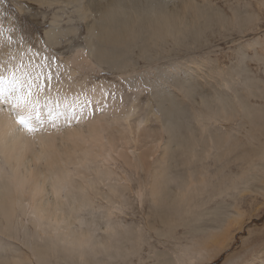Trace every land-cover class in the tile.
I'll return each instance as SVG.
<instances>
[{
	"label": "bare ground",
	"instance_id": "bare-ground-1",
	"mask_svg": "<svg viewBox=\"0 0 264 264\" xmlns=\"http://www.w3.org/2000/svg\"><path fill=\"white\" fill-rule=\"evenodd\" d=\"M57 1L48 0V4L52 6ZM129 1L133 3L132 0ZM65 3L75 5L77 12L86 19L87 43L76 50L71 60L61 64L62 73L58 76H54L53 66H50L51 79L47 90L33 86L30 90L31 94H28L29 85L32 84L29 74L35 71L32 65L38 60L44 63L40 55L30 51L32 50L30 48L14 52L0 44V233L14 237L13 232L19 225L25 233L31 231V239H26L24 242L32 251L27 260L28 264H35V260L38 264H47L45 261L48 259L66 258L76 259L82 264H100L106 261L112 264L116 260L124 262L127 260V263L131 264L133 262L131 258L143 261L141 254L144 246L149 247V257L154 259V264H203L208 260V263L211 262L213 257H208V253L197 254L206 246V241L199 233L202 226L197 224L204 213L202 207L197 206L199 203L192 204V198L204 193L210 194L211 187H214V191L218 190L215 192L222 193L228 192L232 186L228 184L216 187L221 181L217 179V174H211L208 170L202 172L199 175L201 177H197V172L193 168L187 178L168 174V168L171 166L167 165L169 160L166 157L172 151H176L177 146L182 150L194 149L193 142L181 136L173 113L163 114L165 132L169 134L168 140L163 136H157L151 128L144 127L140 120L132 122L128 119V115L118 117L127 127V132L130 130L135 137L134 141L138 143L136 147L139 146L140 153L143 150L147 157L162 151L164 162L156 163L153 170L154 176L162 186L156 189L151 186V204L164 211L166 207L172 208L168 210L169 216L174 210L185 208L190 211L188 216L191 218L185 217L182 220L184 225L187 226L190 222L195 225V227L191 225V229L195 234L193 241L196 243L190 246V250L187 249L188 252H185L184 256L165 258L166 253L158 252L141 228L120 231L114 225L108 224L103 229L105 237L97 233L98 226L95 220L89 217L93 216L89 213L94 209L98 197L101 195L114 209H120L124 205L123 202L116 200V196L120 193L118 187L120 179L118 176V179H114L115 174L106 163L115 156H123L124 145L131 144L130 141L134 138L121 135L120 131L125 127L120 131L118 130L120 128L114 129L118 122L115 121L113 125L116 118L107 119L109 114H105L107 118L103 115L106 118L104 120L102 114L99 116L103 117L102 119L95 120L91 106L88 105L90 108L87 109L85 105V111L87 110L94 119L90 120L88 115L86 116L87 113H83L84 109L83 111L79 109L83 104H80L81 100L78 104V100L77 103L72 102L70 97L73 95L72 92L81 89L80 82L78 84L73 80L78 68L84 66L92 68L94 63H98L100 68L103 65H110L123 71L128 67L127 52L133 45L136 46L137 42H140V46L142 44L144 46L142 53L149 55L151 46H160L169 35L178 41L183 37L201 35L203 30L195 25V21H189L184 11L198 12L197 22L204 21L206 25L219 16L203 15L205 11L202 12V8L195 3L178 5L174 8H164L161 5L158 10L153 2L152 5L150 4L151 7L145 9L120 0H96L88 3H82V0H65ZM144 3L146 4L145 1ZM157 5L159 6L158 3ZM135 6L136 10L133 9ZM239 20L240 18H237L233 21L238 24ZM75 31V28L53 27L47 32V41L49 45H54L58 43L60 37H66ZM242 83L243 88L248 91V97L242 98L237 94L230 98L218 96L215 104H207L209 118L215 125H220L221 122H229L236 116L243 117L242 119H246L257 132L258 126L262 124L257 118L261 104L257 103V99L264 101L260 98L263 91L252 92L257 87L258 80L250 76L242 80ZM103 88L104 85H96L91 94L99 98ZM79 93L81 91L78 92V96ZM245 103H257V108L249 107ZM106 108L113 107L108 105ZM110 112L111 110L108 113ZM245 124L246 122L243 123ZM250 137L253 142L260 141L259 136ZM227 140L230 142L231 135ZM200 141L197 140V144ZM212 147L215 152L213 153V149L210 148L206 150V156H200L197 152V161L204 160L211 154L224 159L225 156L220 155V152L226 147V143H215ZM130 152L136 154L135 150ZM99 156H103L102 164L98 163ZM255 156L259 161L255 162L252 159V162L256 167L264 170V144L263 147L256 149ZM212 177L218 181L215 183ZM172 183H176V189L171 188ZM100 184L106 188V191L99 190ZM232 190L235 191L230 194L240 191L237 187ZM139 196L142 197L141 194ZM238 212L239 208L235 206L234 212L226 211L221 219L210 224L211 228L206 227L209 230L207 237H216L220 233L225 235L227 241L232 239L234 233L229 234L228 230L222 232L221 229H224L228 220ZM241 225L232 229L237 231ZM173 231L174 224L166 229L165 237H173ZM252 234L254 233L244 239V244H250ZM158 235L160 236V233ZM15 238L18 239L17 236ZM239 256L241 254L229 255L225 264H234ZM15 258L18 256L7 260L6 263L0 261V264H27ZM261 261L260 264H264V261Z\"/></svg>",
	"mask_w": 264,
	"mask_h": 264
},
{
	"label": "rangeland",
	"instance_id": "rangeland-1",
	"mask_svg": "<svg viewBox=\"0 0 264 264\" xmlns=\"http://www.w3.org/2000/svg\"><path fill=\"white\" fill-rule=\"evenodd\" d=\"M58 1L51 6L48 0L44 2L0 0V28L5 30V34L9 29L13 30L12 35L20 41L19 47L16 44L10 46L3 44L4 48L8 47L14 52L30 48L32 49L30 51L41 57L46 56L50 60L49 66H53L54 76L62 73L60 66L63 62L71 60L76 50L86 45L88 33L87 21L77 12L76 6L71 3L66 4L65 0ZM89 1L96 0H82V3ZM120 1L129 5L134 3L141 9L149 8L154 3L157 10L161 5L164 8H174L178 5L195 3L202 8V12H208H203V15L211 14L219 17L206 25L204 21L197 22L198 12L184 11L187 19L195 21V25L203 30L201 35L183 37L179 41L169 35L160 46H151L149 55L142 53L144 46L143 44L140 46V42H137V45H133L127 52L128 67L123 71L110 65H103L100 68L98 63H94L92 68L84 66L77 69L73 80L78 84L80 82L81 89L78 92L81 93L78 96V92H72L71 101L77 103L78 100L79 104L81 100L80 104L83 103L81 104L83 108L80 105L79 109L82 111L83 109L85 111L86 107L90 108L88 107L90 105L92 115L94 116L95 113V120L102 119L108 114L107 119L116 118L113 125L115 121L118 124L114 129L120 128L118 129L120 131L125 127L120 131L121 135L134 138L131 139V144L124 145L123 156H115L106 163L115 174L114 179L118 177L120 179L118 186L120 193L116 196V200L123 202L124 205L120 209H114L101 195L98 197L94 209L89 213L93 215L89 217L94 219L98 226L97 233L105 237L103 229L108 224L114 225L120 231L141 228L150 239V244L152 243L158 252L166 253L165 258L184 256L183 254L188 252L187 249L190 250V246L196 243L193 241L195 234L191 229V225L193 227L195 225L190 222L186 226L182 221L185 217L191 218L188 216L190 211L178 208L169 216L168 210L172 208L166 207L164 211L151 204V186L155 189L162 186L153 172L156 163L164 162L162 151L147 157L143 150L140 153L139 146L136 147L138 143L134 141L135 137L130 130L127 132V127L118 119L121 115H128V119L132 122L140 120L144 127L151 128L157 136H163L168 140L169 134L165 132L163 114L172 112L179 125L181 136L193 142L194 149L182 150L177 146L176 151H172L166 157L169 160L167 165L171 166L168 168V174L187 178L193 168L197 172V177H201L199 175L208 170L211 174H217V179L221 181L216 187L228 184L232 186L228 192L222 193L215 192L218 190L214 191V187H211L210 194L204 193L192 198V204L199 203L197 206L202 207L204 213L197 224L202 226L199 233L206 241V246L197 254L208 253V257H213L211 262L208 263L209 260L204 262L206 264H225L227 257L234 253L241 254L234 264L262 263L261 260L264 261V170L256 167L252 159L255 162L259 161L255 156L256 149L263 147L264 144V101L257 99V103H261L257 118L262 122L257 132L246 119L239 116L229 122H221V126L215 125L209 118L207 104H215L216 98L220 95L230 98L237 94L247 98L248 91L243 88L242 80L248 76L258 80L257 87H253L255 89L252 92L262 90L260 98L264 99V0H132L133 3L129 0ZM64 5L67 6L63 7ZM136 6L133 7L134 10ZM237 18H240L238 24L233 21ZM53 27L75 28L76 31L66 37H60L58 43L49 45L47 32ZM45 41H47L46 46ZM96 85L105 87L101 98L91 94ZM74 94H77L76 98ZM257 103L245 104L257 108ZM108 105H111L113 110L106 108ZM110 110L112 113H108ZM84 111L83 113H87L86 116L88 115L90 120H94L87 110ZM89 111L91 112V109ZM100 114L104 116L99 117ZM105 117L103 120L106 119ZM229 135H231L230 142L227 140ZM251 135L259 136L260 141L253 142L250 139ZM197 140H201L199 144ZM215 143H226V147L220 152V155L225 156L224 159L211 154L204 160L197 161V152L200 156H206V150L213 149ZM134 150L136 154H131L130 151ZM102 159L103 156H99V164H102ZM215 177L212 179L216 183L218 180ZM171 185L172 189H176V183ZM234 187L240 191L230 194L235 191L232 190ZM99 190L106 191V188L100 184ZM235 206L239 208L238 214L230 218L224 229H221L222 232L228 230L229 234L234 233L232 239L227 241L225 235L220 233L216 237H207L209 230L206 227L211 228L210 224L221 219L226 211L234 212ZM172 224H174L173 237L166 238L164 233ZM239 224L242 225L237 231L232 229ZM250 232L254 233L252 241L250 244H244V239L249 237ZM13 235L14 237H9L7 233H0V261L6 263L7 260L18 256L15 259L27 263L32 251L24 242L26 239H31L32 233L30 230L25 233L19 225ZM149 256V247L144 246L141 254L143 261L131 258L133 261L131 264H154V259ZM118 261H113L112 264H128L127 260ZM45 262L82 264L71 258L48 259ZM35 264H38L36 260ZM100 264L109 263L106 261Z\"/></svg>",
	"mask_w": 264,
	"mask_h": 264
},
{
	"label": "snow or ice",
	"instance_id": "snow-or-ice-1",
	"mask_svg": "<svg viewBox=\"0 0 264 264\" xmlns=\"http://www.w3.org/2000/svg\"><path fill=\"white\" fill-rule=\"evenodd\" d=\"M11 29L8 30V33L5 34V30L3 28H0V44L4 45H12L16 44L17 47H19L20 41L17 40L12 35ZM47 45V41H45V46ZM48 59L46 56L41 57V60L44 61V63H40L38 60L36 64L32 65V68L35 69V71H31L29 74V79L32 81V84L29 85V93L31 94V88L33 86L39 88L43 87L45 90H47V85L49 80L51 79V68L48 64Z\"/></svg>",
	"mask_w": 264,
	"mask_h": 264
}]
</instances>
